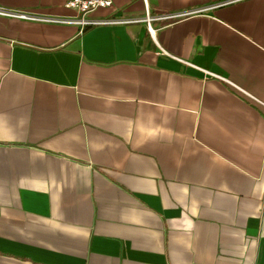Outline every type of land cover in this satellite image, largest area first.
<instances>
[{
    "label": "crops",
    "instance_id": "0c3cea01",
    "mask_svg": "<svg viewBox=\"0 0 264 264\" xmlns=\"http://www.w3.org/2000/svg\"><path fill=\"white\" fill-rule=\"evenodd\" d=\"M87 19L0 15V264H264V0Z\"/></svg>",
    "mask_w": 264,
    "mask_h": 264
},
{
    "label": "built area",
    "instance_id": "2783aa9c",
    "mask_svg": "<svg viewBox=\"0 0 264 264\" xmlns=\"http://www.w3.org/2000/svg\"><path fill=\"white\" fill-rule=\"evenodd\" d=\"M68 9L73 10L76 15L74 17H65V18H45L41 16H36L33 14L26 13H16V12H5L0 9V15L19 18L23 20H31V21H40V22H49L55 24H68L75 25L81 28L91 27V26H99L106 24H115L117 21H93L87 19V15L94 12L98 9H109L112 7V0H70L65 6ZM163 18H153L146 14L144 18V22L148 25L152 20H159ZM170 19V17H169ZM119 23V22H117ZM149 33L151 34L150 28Z\"/></svg>",
    "mask_w": 264,
    "mask_h": 264
}]
</instances>
